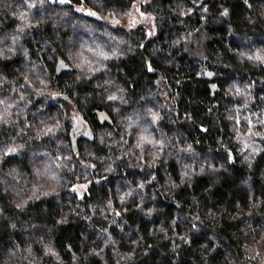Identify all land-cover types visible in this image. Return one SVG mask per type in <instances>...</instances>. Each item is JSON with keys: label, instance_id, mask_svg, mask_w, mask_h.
Instances as JSON below:
<instances>
[{"label": "trees", "instance_id": "16d2710c", "mask_svg": "<svg viewBox=\"0 0 264 264\" xmlns=\"http://www.w3.org/2000/svg\"><path fill=\"white\" fill-rule=\"evenodd\" d=\"M0 264H264V0H0Z\"/></svg>", "mask_w": 264, "mask_h": 264}, {"label": "rangeland", "instance_id": "374dc122", "mask_svg": "<svg viewBox=\"0 0 264 264\" xmlns=\"http://www.w3.org/2000/svg\"><path fill=\"white\" fill-rule=\"evenodd\" d=\"M59 1L63 2L65 0H59ZM79 10L87 12V10H84L83 7L81 6L79 7ZM145 16L146 15L142 13L141 10H139L138 6H136V8L133 7V9L130 10L129 12L119 14L118 15L119 18L116 15H114L113 17H116L119 19L117 20V22L118 24L120 23L122 27L131 28L134 25H137V23H139L141 20H145ZM146 19H147V16H146ZM205 39H206V36L204 35L202 29L199 28L195 30L192 33V35L186 39L184 50L189 53H197L200 55H204L205 52L203 50V47H204ZM79 118L82 120L83 123L77 128V130H75V132L77 134H87L89 130H88L86 121H84V119H82V117L79 116L77 110L71 104L70 124H77V122L79 121ZM72 188L77 194L81 195L86 189V183L75 184L73 185ZM250 236L251 235H247V237H249L248 238L249 242L252 241Z\"/></svg>", "mask_w": 264, "mask_h": 264}, {"label": "water", "instance_id": "95a60500", "mask_svg": "<svg viewBox=\"0 0 264 264\" xmlns=\"http://www.w3.org/2000/svg\"><path fill=\"white\" fill-rule=\"evenodd\" d=\"M66 65H67L66 62L63 59L58 60L55 64V74L59 75L61 73V71L66 68ZM203 72H204V75L206 77H208L209 79L213 78L214 71L211 70L210 68H208L207 66H203ZM65 96L66 95L62 94L60 96H57L56 98L63 99ZM92 113L95 114V117L100 124H102L104 122H107L110 124L112 122V119H111L110 115L108 114V112L103 110V109H93ZM80 125H81V123L79 124V126ZM77 128H78L77 126H74L72 130L75 131V130H77ZM71 143L74 146V139L72 137H71Z\"/></svg>", "mask_w": 264, "mask_h": 264}]
</instances>
